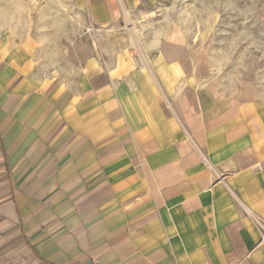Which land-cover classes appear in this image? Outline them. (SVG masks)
Returning <instances> with one entry per match:
<instances>
[{
  "label": "crops",
  "instance_id": "crops-1",
  "mask_svg": "<svg viewBox=\"0 0 264 264\" xmlns=\"http://www.w3.org/2000/svg\"><path fill=\"white\" fill-rule=\"evenodd\" d=\"M85 2L112 23L111 0ZM92 58L78 90L34 114L52 128V161L35 169L65 172L69 189L15 214L0 264H264V99L224 98L163 55Z\"/></svg>",
  "mask_w": 264,
  "mask_h": 264
},
{
  "label": "rangeland",
  "instance_id": "rangeland-1",
  "mask_svg": "<svg viewBox=\"0 0 264 264\" xmlns=\"http://www.w3.org/2000/svg\"><path fill=\"white\" fill-rule=\"evenodd\" d=\"M111 1L114 20L97 25L85 0H0V246L15 214L51 209L69 189L65 172L35 169L36 157L52 161V128L48 117L36 129L34 114L78 90L85 58L109 67L127 53L143 66L163 55L224 98L264 99V0Z\"/></svg>",
  "mask_w": 264,
  "mask_h": 264
},
{
  "label": "built area",
  "instance_id": "built-area-1",
  "mask_svg": "<svg viewBox=\"0 0 264 264\" xmlns=\"http://www.w3.org/2000/svg\"><path fill=\"white\" fill-rule=\"evenodd\" d=\"M254 222L260 233V242L264 243V221L259 218H255Z\"/></svg>",
  "mask_w": 264,
  "mask_h": 264
}]
</instances>
